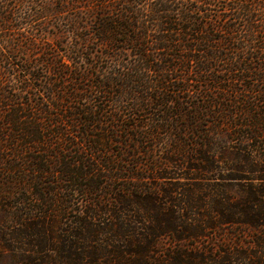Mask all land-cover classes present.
Here are the masks:
<instances>
[{
    "label": "trees",
    "instance_id": "16d2710c",
    "mask_svg": "<svg viewBox=\"0 0 264 264\" xmlns=\"http://www.w3.org/2000/svg\"><path fill=\"white\" fill-rule=\"evenodd\" d=\"M60 1L25 14L0 7V170L28 183L12 191L0 181V264H264V85L260 104L235 96L249 74L264 81V66L252 64L264 62V0L223 9L221 0H91L92 44L107 57L90 61L91 109H73L91 93L64 82L90 75L53 58L58 44H39L32 27L64 12L70 3ZM47 44L58 94L29 59L16 87V52ZM229 47L224 70L204 76ZM179 68L191 73L183 79ZM191 80L210 95L194 99ZM42 89L48 99L39 101ZM116 89L135 100L127 118L107 108ZM79 192L91 199L70 219Z\"/></svg>",
    "mask_w": 264,
    "mask_h": 264
},
{
    "label": "rangeland",
    "instance_id": "374dc122",
    "mask_svg": "<svg viewBox=\"0 0 264 264\" xmlns=\"http://www.w3.org/2000/svg\"><path fill=\"white\" fill-rule=\"evenodd\" d=\"M69 1V6L64 9V12L55 14L53 11L51 14L46 15L41 18H36L33 20V25L32 26L35 29V36L39 40V44H45L46 42H49L50 44H58L54 49H49V52L52 53L50 55H54L57 58V61L60 62H69V59H71L73 62V66L71 69L73 70V73L75 72V66L77 65V68L81 71L84 72V74H89L90 77H87L85 81L77 82V83H72V79L69 77L67 78L64 82L66 84L67 90H70V86L76 85L81 87L87 88L89 91L86 92V94H90L91 96H88V100L85 101L83 100V105L81 103L75 102L74 105H72L75 109L77 107H85L88 109H91V106H94L96 103L95 101L98 102V98L94 99L96 92H93L91 89H89L91 85V60L94 59V62H96L98 57H102L103 63L106 62L107 57L103 56L101 49L97 47V50L94 49V44H92V39H91V0H68ZM234 0H221L219 3L218 9H223L227 4H233ZM12 2V3H11ZM61 4L60 0H24L23 2H17V0H1L0 7L3 9L10 6L12 8L15 5V10L20 11L22 14L28 13V12H35L37 9L42 8L41 6L49 5V7L52 8H59V5ZM50 10V9H49ZM52 11V10H50ZM49 11V12H50ZM47 12V13H49ZM46 13V14H47ZM215 15H218L220 18H224L223 14L221 11H217ZM63 20H65L63 22ZM66 25V26H65ZM219 34V33H218ZM220 35V34H219ZM25 45V40L21 41ZM80 45V49L78 51L80 52H75L77 49L74 48L76 44ZM239 43V42H238ZM237 43V44H238ZM50 44H47L45 46L39 47V53L32 52V51H26L25 48H22L16 52L17 58L13 61L14 62V71H12L14 74L11 76V79L13 82H15L16 87L19 85V79L22 78L23 75V70L21 69V65L26 62L27 59H29L33 65L32 67V72L35 75H40V84H43L46 80L49 84V80H51L52 87L54 88L55 95L58 94L59 90V85H61V82L57 79L58 73L53 72V69L51 68L50 64L44 63L43 60H46L47 54H44V51L48 48L47 46H52ZM239 46V45H238ZM232 49V48H231ZM230 47L225 49L223 53L226 54V57L224 58L223 61H220L217 65H214L211 67V69H208L205 71V75L207 78H212L213 76L219 75L222 70L226 67L227 61L230 59L232 53ZM82 57V60L79 58ZM5 62V61H4ZM2 62L1 66L3 64H6ZM252 64L253 66L259 67L264 66V62L262 60H256V58H252ZM112 67V66H111ZM194 72L198 71V68H194ZM191 72H187L183 68H179L177 74L184 78H187ZM12 74V73H11ZM43 76V77H42ZM250 77H247L244 82H240L236 86L238 92H236L235 96L236 99L238 100H243V99H248V100H257L259 101L260 104V99L259 96L257 95V89H260L264 85V81H259L254 75L249 74ZM191 79H194L192 77ZM225 85L223 83H216L215 85ZM214 85V82L213 84ZM214 85V86H215ZM252 86V87H251ZM45 87H48V85H45ZM206 86H203V84H199L198 82H195V80H191V87H190V94L193 96L194 99H199L203 100L205 99L206 95H210V89L205 88ZM248 88V89H247ZM45 92V93H43ZM47 90L42 89L41 93H38L36 95L37 100H42L48 99L47 96ZM209 92V93H207ZM218 94H223L224 92H217ZM64 94V92L59 93ZM186 94V93H185ZM27 96H24V101L27 103L28 99ZM33 99L34 96L30 95ZM234 96V97H235ZM204 97V98H203ZM106 103H107V108L109 111L116 112V109H123V114L124 117L127 118L129 115V112H127V108L130 106L134 105L135 100L132 99L131 95L128 92L122 93L120 92L119 89L113 90L111 93H107L105 97ZM192 100V99H191ZM92 102V103H91ZM94 103V104H93ZM81 105V106H80ZM260 111L264 112V105L260 104ZM4 111L3 108L0 107V124L2 123V117L1 115L2 111ZM74 111V110H73ZM72 111V113H73ZM262 121L264 122V115L262 116ZM80 134L81 131L78 130V127L76 131H73V133ZM169 132H163L162 136L165 139V142L168 141L170 137ZM121 139L125 137H120ZM91 145V143H88ZM67 147H70V144L65 145ZM109 148H111V151L117 152V150L120 147V144L118 143H111L110 145L106 144ZM73 150L76 149V147H71ZM86 148V147H85ZM101 148V147H100ZM89 150V149H88ZM166 150V146L162 144L156 145L155 148V154H163ZM74 155V154H73ZM28 156V154L25 155V157ZM75 156V155H74ZM142 160H145V157L141 158ZM146 162V161H144ZM28 164L27 159H23L20 161V165L26 166ZM18 166L16 163L12 164L11 162L7 161L5 164H2L1 166ZM18 170V169H17ZM21 175L24 174H19L18 171L15 173H8L3 170H0V181L3 182L4 186L7 188H10V190H21V188H25L28 183L27 180L19 182V179L22 177ZM28 178V176H27ZM51 187H57L58 185L52 184L50 185ZM13 191V190H12ZM91 196L88 195L86 196L82 192H79L74 196L73 199V206L75 208V211L73 213H69L68 217L70 219H73L76 217V214H79V212H82L85 209V206L87 205V202L90 201ZM55 217H59V215H55ZM57 223H61L60 219L58 218ZM64 224V225H63ZM65 223H61V227H64ZM209 246H214L208 244Z\"/></svg>",
    "mask_w": 264,
    "mask_h": 264
}]
</instances>
